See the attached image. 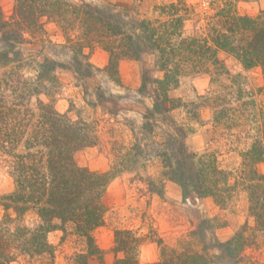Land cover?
I'll return each instance as SVG.
<instances>
[{
	"label": "trees",
	"instance_id": "trees-1",
	"mask_svg": "<svg viewBox=\"0 0 264 264\" xmlns=\"http://www.w3.org/2000/svg\"><path fill=\"white\" fill-rule=\"evenodd\" d=\"M208 1L203 10L188 0L162 2L156 6L160 10L158 18L129 20L133 24L130 28L119 13L91 3L15 0L11 21L6 19L0 4V33L4 42V54L0 57V152L18 159L12 172L16 187L0 202L6 209L0 222V264H11L24 253L54 257L55 247L49 242L48 233L56 229L62 230L64 236L76 235L87 245L88 254L78 253L72 264H94L91 256H103L94 231L104 223L105 189L115 177L138 167H155L146 176L139 171L135 176L145 181L152 192L163 193L166 181L171 180L181 187L184 198H211L221 209H227L236 195L248 191L254 201L253 214L257 218L264 216V175L256 167L264 160V107L258 105L255 88L249 89L246 74L260 68L264 79V12L250 17L239 12V0ZM43 17L62 28L71 48L81 56L68 67L78 73L84 60L93 67L85 49H93L94 43L109 52L108 68H116L124 58H138L146 47L156 52V63L163 74L148 81L152 85L153 105L143 114L144 130L152 125L160 127L159 121H167V115L179 109L190 120L199 121L200 109L210 105L215 127L228 136L231 150L239 149L241 169L223 165L216 150L190 149L186 137L192 126L174 115L169 116L171 132L166 138L156 139L152 135L154 154L146 146L136 144L126 152L123 148L115 151L110 169L105 172L78 166L74 152L96 144L97 134L85 121L73 120L70 111L62 113L55 107L54 100L61 88L56 69L65 66L46 57L38 63L40 72L35 82H29L23 73L19 45L25 41L26 32L36 35L44 30ZM134 28L139 32L129 31ZM73 33L77 34L76 39L71 38ZM229 60L239 66V72L231 69ZM203 73L210 76L207 95H197V102L172 96V90L180 86L184 76ZM147 85L144 78L142 90ZM261 90L258 88V92ZM43 93L52 101L44 105L39 99L38 111H34L31 98H39ZM242 143L245 148L240 149ZM29 213L35 215L36 221L32 227H23ZM14 220L17 227L12 231L9 223ZM212 222L215 223L212 219L202 220L189 233L188 242L179 240L177 248L169 249L159 239L161 260L151 264H214L208 232L218 224ZM115 235V251H123L124 257L113 264H140V246L145 237L120 229H116ZM244 239L237 232L219 246L222 252L237 258L245 246Z\"/></svg>",
	"mask_w": 264,
	"mask_h": 264
},
{
	"label": "rangeland",
	"instance_id": "rangeland-1",
	"mask_svg": "<svg viewBox=\"0 0 264 264\" xmlns=\"http://www.w3.org/2000/svg\"><path fill=\"white\" fill-rule=\"evenodd\" d=\"M69 1L78 4L91 3L106 11L112 10L114 13H119L122 16L120 18H124L130 28L132 20L158 18L160 10H157L156 6L173 0ZM188 1L199 4L200 10L205 9L204 5H209L208 0ZM0 4L6 19L11 21L14 16L15 0H0ZM237 7L241 14L256 17L264 12V0H239ZM41 21L44 30L36 35L30 31L26 32L25 41L19 45L20 58H23V73L25 72L29 82H35L40 72L38 63L44 62L46 57L65 66H59L56 69L61 88L54 100L55 107L62 113L70 111L73 120L85 121L90 125V130H96L97 134L96 144L74 152V160L78 166L105 172L110 169L113 161L112 154L115 151L123 148L126 152L136 144L140 147L146 146L150 154H154V136L152 135L155 134L156 139L166 138V134L171 132L169 116L174 115L180 122L192 126V130L186 137V144L190 149L216 150L220 153L223 165L238 171L241 169L242 158L238 154L239 149L231 150L228 136H223L222 129L215 127L213 109L210 105L200 109L199 121L190 120L185 111L179 109L167 115V121L166 119L159 121L160 127L152 125V127H146L148 128L146 131L144 130L143 114L153 105L152 85H149L148 81L159 78L163 74L156 63V52L146 47L138 58H124L116 68H108L109 52L103 46L94 43L93 49H85L93 67L87 66L88 60H84L83 69L81 73H78L68 67L74 64L76 58L81 59V56H77L71 48V43L67 42L62 28L48 17H43ZM129 31L139 32L135 28ZM76 35L73 33L71 38L76 39ZM2 37L3 34L0 33V57L4 54ZM10 56L13 57L14 54ZM229 62L235 73L240 71L233 60ZM246 74L249 77V89L255 88L258 105L264 107V88H262L264 79L261 69L250 70ZM144 78L148 85L142 90ZM258 88L262 90L258 92ZM210 89L208 74H189L181 79L180 86L172 90L171 94L185 101L197 102L196 96L207 95ZM39 99H42L44 105L52 101L44 93L39 98L34 96L31 98L32 106H30L34 111H38L36 105L39 104ZM37 119L36 117L35 121ZM114 146L119 149L115 150ZM241 148H245L243 143L240 144ZM15 161H18L17 157L0 152V202H2V196L10 194L16 187L12 173ZM256 167L258 172L264 175V160L258 162ZM154 170L153 166L146 170L138 167L134 172L126 171L108 183L103 195L106 208L104 223L94 231L96 243L103 256L102 258L99 255L91 256L90 260L94 264H113L117 258L124 257L123 251H115L116 229L128 230L134 236L145 237L140 246L139 260L140 264H151L161 260L162 247L158 244L159 239H162L163 244L169 249L177 248L178 241L186 239L188 242L189 233L206 219H212L215 221L212 223L218 224L208 232L210 252L215 255L214 264H264V216L257 218L253 214L251 206H254L252 205L254 201L249 197L250 192L239 193L231 207L221 209L211 198H184L181 187L171 180L166 181L163 193H156L150 191L145 181L135 177L138 171L146 176ZM9 212L13 218L16 217L13 210L10 209ZM5 213L6 209L0 203V222L4 219ZM35 218L33 213H29L21 225L32 227L36 221ZM9 225L12 231L16 230L15 220ZM237 232L245 236V246L240 255L233 258L222 252L219 244L226 242ZM48 240L55 247L54 257L37 254L30 256L24 253L19 254L11 261V264H72L78 253L88 254L87 245L79 237L69 233L64 236V232L60 229L50 231ZM190 242L194 244L195 240ZM193 244L190 246L195 247ZM199 246L202 249L204 245L201 243ZM237 259L240 260L236 263Z\"/></svg>",
	"mask_w": 264,
	"mask_h": 264
}]
</instances>
